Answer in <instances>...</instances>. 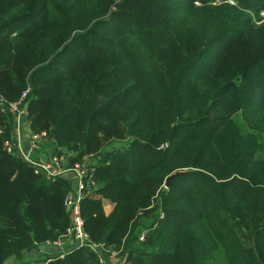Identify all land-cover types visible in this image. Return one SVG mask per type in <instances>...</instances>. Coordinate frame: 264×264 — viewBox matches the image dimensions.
Returning a JSON list of instances; mask_svg holds the SVG:
<instances>
[{"label": "trees", "instance_id": "16d2710c", "mask_svg": "<svg viewBox=\"0 0 264 264\" xmlns=\"http://www.w3.org/2000/svg\"><path fill=\"white\" fill-rule=\"evenodd\" d=\"M262 9L264 0H0V95L15 101L29 87L32 131L72 160L98 155L84 227L125 250L127 264H264ZM11 129L0 110V264L63 234L72 186L7 152ZM115 140L125 146L105 147ZM103 199L114 203L107 214ZM52 253L46 264H102L86 246Z\"/></svg>", "mask_w": 264, "mask_h": 264}, {"label": "built area", "instance_id": "2783aa9c", "mask_svg": "<svg viewBox=\"0 0 264 264\" xmlns=\"http://www.w3.org/2000/svg\"><path fill=\"white\" fill-rule=\"evenodd\" d=\"M28 91L29 87H26L19 98L11 102H7L0 95V110L7 115L14 131V135L11 134L3 140V145L7 152L30 165L36 174L44 175L52 180L64 176L66 173H71L73 176L74 182L71 183L72 186L63 199L68 214V225L61 236L47 241L55 249L52 254L63 257L71 246H86L98 255L101 263H108L111 257L117 256L121 247L112 248L102 241L94 240L84 227V218L81 213L82 199L90 190L97 187L93 175L98 155L85 153L80 159L72 160V154L66 147L59 149L55 146L46 157L36 156L34 151L39 148L40 142L49 136L46 130L37 132L31 130L27 141L23 139L22 123L27 114L26 96ZM144 235L145 233L141 230L139 239L142 240ZM68 238L72 241L71 246L67 242ZM50 259L49 256H46L39 261L22 264H46Z\"/></svg>", "mask_w": 264, "mask_h": 264}, {"label": "crops", "instance_id": "0c3cea01", "mask_svg": "<svg viewBox=\"0 0 264 264\" xmlns=\"http://www.w3.org/2000/svg\"><path fill=\"white\" fill-rule=\"evenodd\" d=\"M22 130H23V139L24 141H27L28 136L31 132V129L27 123L26 120L22 123ZM11 134L14 135L13 129H11ZM56 146L55 141L52 138H46L43 139L40 142L39 148L34 151V154L39 157H46ZM73 155L72 152L69 151ZM65 177L70 179L71 183L73 181V176L71 173H66ZM114 206V203L111 202L108 199H103V210L107 214L112 211ZM68 244L71 246L72 241L70 238L67 239ZM54 250V247L49 243H42L37 248H31L29 250H25L20 256H9L6 258L2 264H22L29 261H39L43 259L46 255L52 253ZM126 257H124V252H120L117 254V256H113L110 258L108 263H102V264H121V261H125ZM127 263V262H126Z\"/></svg>", "mask_w": 264, "mask_h": 264}, {"label": "rangeland", "instance_id": "374dc122", "mask_svg": "<svg viewBox=\"0 0 264 264\" xmlns=\"http://www.w3.org/2000/svg\"><path fill=\"white\" fill-rule=\"evenodd\" d=\"M230 2H234V0H230ZM198 3V2H197ZM259 15H260V20H258L257 22L259 23L260 21H262L263 19H264V9H262V10H260L259 11ZM235 118L241 123V118H240V116H239V114H236L235 115ZM125 143H124V140H115L112 144H105V147H108V149H111V146H120V147H124L125 145H124ZM105 147H103V148H100V149H104ZM89 153H92V154H95V153H93V152H89ZM183 170H185V169H183ZM164 185V184H163ZM165 186V185H164ZM165 187H167V186H165ZM141 211H142V209H139L138 210V213H141ZM139 222H142L143 224H145L146 225V223H149V219H144V218H140V221ZM142 230V232H146V229L144 228V226H142V228H140L139 230H138V232L140 233V231ZM254 238L252 237V240H253ZM122 252H124V257H126V255H125V250L123 251V250H121V253ZM128 263V260H127V258L125 259V261L124 262H122L121 264H127Z\"/></svg>", "mask_w": 264, "mask_h": 264}, {"label": "water", "instance_id": "95a60500", "mask_svg": "<svg viewBox=\"0 0 264 264\" xmlns=\"http://www.w3.org/2000/svg\"><path fill=\"white\" fill-rule=\"evenodd\" d=\"M183 172H184L183 169H177V170L171 172L170 174H168V175L165 177L164 185H165V186H168L169 183H170V181H171L173 178L177 177L178 175H180V174L183 173Z\"/></svg>", "mask_w": 264, "mask_h": 264}]
</instances>
